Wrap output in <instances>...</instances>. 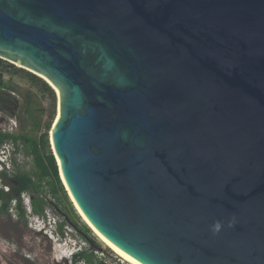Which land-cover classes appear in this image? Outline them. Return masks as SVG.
<instances>
[{"label":"water","instance_id":"obj_1","mask_svg":"<svg viewBox=\"0 0 264 264\" xmlns=\"http://www.w3.org/2000/svg\"><path fill=\"white\" fill-rule=\"evenodd\" d=\"M0 58L59 91L56 153L106 238L264 264V0H0Z\"/></svg>","mask_w":264,"mask_h":264},{"label":"rangeland","instance_id":"obj_2","mask_svg":"<svg viewBox=\"0 0 264 264\" xmlns=\"http://www.w3.org/2000/svg\"><path fill=\"white\" fill-rule=\"evenodd\" d=\"M26 76L25 73H16L12 69H4V67L0 69V80L7 84L3 93H0V129H4L8 125L7 122L11 123L12 119L18 123V134L24 133L39 140L40 136L45 133L47 124L50 123L51 126L53 124L59 107V96L54 89L55 98L43 92ZM50 131L51 128L48 130V144L54 154ZM13 157L16 159V164L14 162L9 170L12 175L16 172L34 174V159L27 148L24 147L21 153ZM58 170L60 175L59 166ZM12 175H7L2 179L0 177L2 185L10 187L13 183ZM61 182L63 189L59 190L57 195L49 192L47 185L45 192L40 194V197L43 196L45 200L50 201L46 205L44 216L32 214L33 198L30 193L21 195L27 213L23 219L19 218L15 200L12 201L9 214L0 213V264H74L70 258L58 262L56 256L57 253L60 254L63 248L61 244L68 239L71 231L86 243L85 252H92L95 257L94 262L97 264H130L106 247L93 234L75 209L62 179ZM61 221H64V225L60 226L57 231L63 239H60L55 231L57 224ZM44 225L47 226V231L43 229ZM52 232H55L54 238H52ZM80 264L87 263L80 262Z\"/></svg>","mask_w":264,"mask_h":264},{"label":"trees","instance_id":"obj_3","mask_svg":"<svg viewBox=\"0 0 264 264\" xmlns=\"http://www.w3.org/2000/svg\"><path fill=\"white\" fill-rule=\"evenodd\" d=\"M3 67L4 69H12L16 73H25L31 83L38 85L43 92L49 93L55 98L53 88L39 76L23 68L16 67L14 64L0 58V69ZM6 85L7 84L5 82L0 80V93H3V89H5ZM51 127L50 123L47 124V129L45 133L40 136L39 140H35L33 137L24 133L12 135L0 132V147L7 141H13L15 143L21 142L33 156L35 164L34 174L16 172L12 175L8 171H4L0 174L1 178L6 177L7 175H12L13 178V183H11L10 190L8 192L4 189H0V213L9 214L12 201L15 200L19 218L23 219L27 213L21 200V195L23 193H30L33 198L32 212L37 215H44L46 212V205H48L50 201H47V199L45 200L43 196L40 197V194L43 191L45 192L46 185L49 192H52L53 195H57L58 191L63 189L57 162L53 152L49 149L48 144V130ZM14 162L16 164V161ZM63 225L64 224L62 223V226ZM78 257L84 259L89 264H97L94 262L95 257L92 252H83L79 254Z\"/></svg>","mask_w":264,"mask_h":264},{"label":"bare ground","instance_id":"obj_4","mask_svg":"<svg viewBox=\"0 0 264 264\" xmlns=\"http://www.w3.org/2000/svg\"><path fill=\"white\" fill-rule=\"evenodd\" d=\"M17 64V63H16ZM19 65V64H17ZM50 82V81H49ZM50 84H52L50 82ZM52 87H54L53 89L55 91H57V94L59 95V91L57 90V88L52 84ZM60 117V111L59 108L57 110V114L55 116L53 125L51 127V131H50V141H51V145L53 147L54 150V154L56 157V161L57 164L59 166L60 169V175H61V179L65 185V188L67 189V192L69 194V197L71 198L75 209L77 210L78 214L81 216V218L83 219V221L88 225V227L93 231V233L99 238V240L106 246L109 247L116 255H118L120 258H122L125 262L130 263V264H143L142 262H140L138 259H136L135 257L131 256L130 254H128L127 252H125L124 250H122L121 248H119L117 245H115L112 241H110L108 238H106L94 225L93 223L89 220V218L87 217V215L84 213V211L82 210V208L79 206L78 202L76 201L73 193L70 190V187L65 179L64 173H63V169H62V161L59 158V156L56 153V149H55V142H54V138H53V132H54V127L56 125V123L58 122Z\"/></svg>","mask_w":264,"mask_h":264},{"label":"built area","instance_id":"obj_5","mask_svg":"<svg viewBox=\"0 0 264 264\" xmlns=\"http://www.w3.org/2000/svg\"><path fill=\"white\" fill-rule=\"evenodd\" d=\"M11 123L7 122V126L4 127V129H0V132L8 133L12 135H17L18 130V123L17 121H14L11 119ZM24 150V145L21 142H13V141H7L0 147V174L4 171H9L11 169V165L16 161L14 159V155L21 153ZM14 160V161H13ZM1 177V176H0ZM2 179V178H1ZM0 189L9 190V186L2 185L0 180ZM84 242V241H83ZM84 244H86L84 242Z\"/></svg>","mask_w":264,"mask_h":264},{"label":"clouds","instance_id":"obj_6","mask_svg":"<svg viewBox=\"0 0 264 264\" xmlns=\"http://www.w3.org/2000/svg\"><path fill=\"white\" fill-rule=\"evenodd\" d=\"M32 214L36 215L34 213H32ZM44 215H40V216H44ZM62 223L64 224V221L63 222L61 221L59 224H57V229H55L56 234L58 237H60V239H63V238H62V236L59 235L60 232L57 230L60 227V225L62 226ZM43 229H46V231L48 230L46 225H44ZM72 233H73V231H71V235L68 237L67 240L62 242V244L60 243L61 245H63V248L61 249L60 254L57 253V255H56L57 260H58V262H62L64 259L70 258L71 262L73 261L74 264H80V262L85 263L86 261L84 259L79 258L78 255L85 252V250H87V245L84 244L83 240L78 235H76V233H75V235ZM51 235H52V238H54L55 232H52ZM87 264H89V263H87Z\"/></svg>","mask_w":264,"mask_h":264}]
</instances>
